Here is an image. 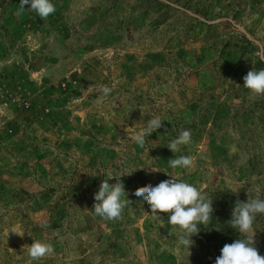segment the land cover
I'll use <instances>...</instances> for the list:
<instances>
[{"label": "rangeland", "instance_id": "374dc122", "mask_svg": "<svg viewBox=\"0 0 264 264\" xmlns=\"http://www.w3.org/2000/svg\"><path fill=\"white\" fill-rule=\"evenodd\" d=\"M19 2L0 0V264H214L239 238L237 199L264 198V95L243 86L264 68V0H53L47 19ZM155 116L163 128L138 146ZM180 155L193 167L170 168ZM130 171L122 218L97 216L101 181ZM167 174L213 192L189 252L134 196ZM254 228L264 256V215ZM33 240L54 252L33 260Z\"/></svg>", "mask_w": 264, "mask_h": 264}, {"label": "clouds", "instance_id": "9594fccd", "mask_svg": "<svg viewBox=\"0 0 264 264\" xmlns=\"http://www.w3.org/2000/svg\"><path fill=\"white\" fill-rule=\"evenodd\" d=\"M25 9L35 12L41 19H47L56 11L53 0H20L17 15L22 14ZM243 86L254 96L264 95V68L249 70L243 77ZM99 91L103 96H108L112 89L101 86ZM163 121L166 120L160 116L147 119L145 126L134 135V142L143 147L146 138L163 128ZM190 142V130H183L170 140L167 147L172 153H177L181 151V146ZM168 165L173 169H190L193 167V160L190 156L180 155L169 159ZM133 171L110 173L101 181L98 190L93 194L92 210L97 216L109 221L122 218L125 208L132 203L125 190L123 176L130 175ZM168 176V179L154 186L136 189L134 196L136 201L150 207L153 216L160 217L159 213H168V224L177 226L181 230L178 236L179 245L189 252L190 246L195 243L193 237L199 234L202 226L211 223L214 212L213 192L207 194L193 183L173 175ZM110 179H115V183H109ZM226 190L237 193L239 189ZM262 215H264V198L256 196L246 201L237 199L228 223L239 233V238L222 247L214 264H264V256L259 254L255 246L256 229L254 228L257 217ZM10 231L21 236L25 234L16 230ZM28 252L33 260L38 261L51 255L54 247L51 243L33 240Z\"/></svg>", "mask_w": 264, "mask_h": 264}]
</instances>
